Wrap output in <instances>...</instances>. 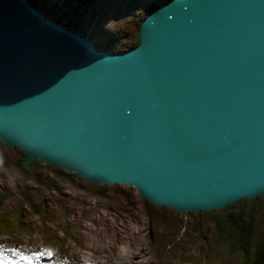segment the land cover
<instances>
[{"label": "water", "instance_id": "1", "mask_svg": "<svg viewBox=\"0 0 264 264\" xmlns=\"http://www.w3.org/2000/svg\"><path fill=\"white\" fill-rule=\"evenodd\" d=\"M26 2L0 0L7 148L181 212L264 196V0L169 4L143 23L140 46L115 55Z\"/></svg>", "mask_w": 264, "mask_h": 264}, {"label": "rangeland", "instance_id": "2", "mask_svg": "<svg viewBox=\"0 0 264 264\" xmlns=\"http://www.w3.org/2000/svg\"><path fill=\"white\" fill-rule=\"evenodd\" d=\"M28 1L47 19L70 33L79 34L74 30L84 28L88 22L87 26L99 22L103 28L97 24L98 29L93 28V35L106 43L100 47L118 54L141 45V26L145 18H149L146 15L150 16L155 11L153 8L165 0H131L130 4H127L129 0H119V9L117 3L110 0H70L68 4L73 7L65 9L62 0L48 1L60 4L55 12L45 7L44 0ZM106 1L115 7L112 9ZM23 159L28 162L21 148H7L0 140V198H6L0 205V216L4 213L15 215L14 211H20V226H29L36 241L48 242L57 251H60L59 246L67 245L72 251L69 258L77 255L74 264L85 256L82 244L92 245L93 252L102 249L130 254L128 250L133 251L137 264H241V256L232 254L222 237L217 232L214 234L216 224L228 215L222 209L205 215L203 211L181 212L151 202L148 207L147 200H143L135 187L93 183L78 176L67 178L71 174L67 169L41 160L33 163L31 178H26L19 172ZM31 201L42 206L38 209L42 217L25 204ZM240 204H244L245 214L255 217L258 238H261L264 234V196L255 204L251 199H245L230 206L231 214L241 211ZM39 227L42 233L37 232V235L35 230ZM64 229L68 230L66 235ZM32 234L26 235L32 238ZM16 235L24 236L25 233L17 231ZM11 236L2 235L0 239L12 244L14 250L20 249L16 242L18 237ZM24 253L21 254L23 257ZM93 255L96 258V254ZM139 256L142 258L138 259ZM14 257L18 262L16 255ZM128 260L125 258V262L131 259Z\"/></svg>", "mask_w": 264, "mask_h": 264}, {"label": "trees", "instance_id": "3", "mask_svg": "<svg viewBox=\"0 0 264 264\" xmlns=\"http://www.w3.org/2000/svg\"><path fill=\"white\" fill-rule=\"evenodd\" d=\"M27 3L31 5L29 1H27ZM33 167V163H26L23 159L22 163L19 165V172L23 173L26 178H31L30 170ZM75 176L77 175L71 173L67 175V178H74ZM100 195L102 194L100 193L99 196ZM2 200L3 199L0 198L1 203L5 202L6 198ZM258 201L259 198L252 200L254 204ZM28 203L25 204L33 208V211L36 210L35 214L42 217L41 212L38 210L42 208V206H40L39 203L35 204L33 201ZM145 204L148 207L151 206L149 201H146ZM240 207H242V209L238 214H231L230 206L222 209L228 215L220 224H216L213 230L214 234L217 232L222 237L223 242L226 243L232 254L241 256V264H264V234L261 238H258V226L255 222V217L244 213V204H240ZM203 214L209 215L210 212H204ZM7 222L9 221L3 220L0 221V224ZM7 226H2V229Z\"/></svg>", "mask_w": 264, "mask_h": 264}, {"label": "bare ground", "instance_id": "4", "mask_svg": "<svg viewBox=\"0 0 264 264\" xmlns=\"http://www.w3.org/2000/svg\"><path fill=\"white\" fill-rule=\"evenodd\" d=\"M28 1V0H27ZM44 1H46V2H44L45 3V7H47L49 10L51 9L52 11H57L58 9H59V6H60V4H58V3H56L55 1L53 2H48V1H50V0H44ZM63 1V8L65 9V8H67V7H73L72 5H69L68 3L70 2V0H62ZM114 1V2H113ZM167 1H171V2H168V3H166ZM61 2V1H60ZM110 2H113L114 4H115V2L117 3V5H118V9L120 8V4H119V0H110ZM109 1L107 2L106 1V3L108 4V6H110V7H112V9L115 7V5L114 4H112V3H110ZM123 2V1H122ZM181 2V0H165L164 2H162V1H160L157 5H156V7H155V11L153 12V13H151L150 14V16H152V15H155L154 13L157 11V10H169V8L171 7L170 5H172V7H174V8H176V9H182V6H180L178 3H180ZM98 3V2H97ZM71 4V3H70ZM122 4H124V2L122 3ZM170 4V5H169ZM26 5H27V8H29V10H33L34 12H36V13H39L42 17H43V19L44 20H46V21H48V22H50L51 24H50V26H52L57 32H60V33H62V34H65L66 36H70V37H75V39H77V41L78 42H80V43H82V44H84V46L86 45H88V43H92L91 42V40H94V43H92L93 45H94V47H95V51L96 52H99V53H102V54H107V55H115V53H112V52H108V51H105L103 48H101L100 46L102 45V44H106L105 42H102L101 41V38H99V37H97V36H94L93 35V32H94V30H93V28L97 31V29H98V25L100 26V28L102 27L101 26V24L99 23V22H93L92 23V25H89V26H87L88 24H89V22H88V24H86V26H84V28H78V29H75L74 31H76V32H78L79 34H77V33H71L70 34V32L69 31H67L66 29H64L63 27H61L60 25H58L57 23H55V22H53V21H51V20H49V19H47V17H46V15L45 14H43V13H41V12H39L33 5H29L27 2H26ZM50 5V6H49ZM199 6H201V4H199ZM83 7H85V6H83ZM98 7V6H97ZM204 6L202 5V8H203ZM72 10H73V8H72ZM110 10V9H109ZM135 13H137V12H135ZM183 13V12H182ZM82 14V13H81ZM175 14V13H174ZM86 16L85 17H88L89 15H90V13L89 14H85ZM148 15V16H147ZM146 15V17H150L149 16V14H147ZM94 18V17H93ZM168 18L169 19H171L172 18V20H174L173 18H176L175 17V15H173V14H169L168 15ZM70 19V18H69ZM91 19V18H90ZM147 19L145 18V20H144V22L146 21ZM172 20H170L169 21V23H171L172 22ZM143 22V23H144ZM71 23H73V22H71ZM95 23V24H94ZM98 24V25H97ZM142 26H143V24H142ZM142 26H141V28H142ZM97 27V28H96ZM86 28H88V31L86 30ZM103 28V27H102ZM102 32V31H101ZM86 35V37H84ZM91 40H90V39ZM138 40H140V39H138ZM102 42L101 44H98V43H96V42ZM105 41V40H104ZM141 44V43H140ZM133 49H135V48H133ZM132 49V50H133ZM119 54V53H118ZM18 147V146H17ZM10 148V147H9ZM13 148H16V147H13ZM20 148V147H19ZM22 149V148H21ZM23 150V149H22ZM23 152H25V151H23ZM39 160V159H38ZM36 161V160H35ZM35 161H32V162H28V163H34ZM42 161V160H41ZM45 162V161H44ZM45 163H47V162H45ZM47 164H49V165H54V164H50V163H47ZM54 166H56V165H54ZM57 167H62V166H57ZM62 168H64V167H62ZM64 169H66V168H64ZM68 170V169H67ZM69 171V170H68ZM70 172V171H69ZM71 173V172H70ZM75 174V173H74ZM78 176V175H77ZM79 177V176H78ZM80 178H83V177H80ZM134 187V186H133ZM139 191V190H138ZM139 193H140V191H139ZM142 196V195H141ZM260 197H263V195H261ZM260 197H258V198H260ZM143 198V197H142ZM146 202V201H145ZM180 211V210H179ZM183 212V211H182ZM202 212V211H201ZM206 212H210V211H206ZM200 213V212H199ZM5 234H7V232L5 233ZM1 236V235H0ZM118 236V235H117ZM10 237H12V236H10ZM118 238V237H117ZM126 238V237H125ZM132 241L134 240V239H131ZM118 241H119V239H118ZM122 241V240H121ZM128 241V240H127ZM135 241V240H134ZM17 242V241H16ZM120 242V241H119ZM48 245H49V243H47ZM61 245H62V243H61ZM41 246L42 245H40L37 241H35V242H33L32 244H31V246H30V248H32V247H35L36 249H39V248H41ZM81 246H84L85 247V249L84 250H86V253H85V256H83V258H82V260L79 262V260H78V262L79 263H81V264H84V263H86V262H88V261H91L92 259H94V255H93V253H95L96 254V260H98V264H137V262H136V260H134L135 259V257H136V255L133 253V251H131L130 252V250H128L129 251V253L130 254H126V255H122L119 251H117V250H114V251H106V250H102V249H100V250H95L94 252H93V250L95 249V248H92L90 245H88V244H82ZM13 247V246H12ZM43 247V246H42ZM62 247H63V245L62 246H59L58 248L60 249V251H57L60 255H62L63 254V251H62ZM56 249V248H55ZM83 249V248H82ZM132 249V248H131ZM141 249V248H140ZM109 250H112V249H109ZM133 250V249H132ZM136 250H139V249H137L136 248ZM123 253V252H122ZM113 254H115V255H117V257H116V259L114 258L113 260L112 259H110L109 258V255H113ZM24 257H27L26 256V254L24 253ZM125 258H128L129 260V262H125ZM142 258V256H139V258L138 259H141ZM16 259L18 260V264H27L26 263V259H23V256L21 255V253H19V254H16ZM73 259H75V260H77V255L76 256H74L73 257ZM29 264H33V262L32 261H30L29 260Z\"/></svg>", "mask_w": 264, "mask_h": 264}, {"label": "snow or ice", "instance_id": "5", "mask_svg": "<svg viewBox=\"0 0 264 264\" xmlns=\"http://www.w3.org/2000/svg\"><path fill=\"white\" fill-rule=\"evenodd\" d=\"M23 259H27V257H23ZM0 262H3V264H10V262L7 261V258L4 257L2 254H0Z\"/></svg>", "mask_w": 264, "mask_h": 264}]
</instances>
